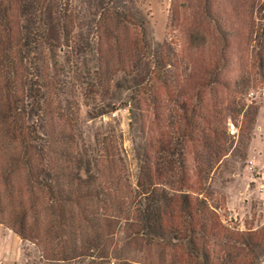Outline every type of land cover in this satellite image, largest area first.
I'll list each match as a JSON object with an SVG mask.
<instances>
[{"label":"trees","instance_id":"1","mask_svg":"<svg viewBox=\"0 0 264 264\" xmlns=\"http://www.w3.org/2000/svg\"><path fill=\"white\" fill-rule=\"evenodd\" d=\"M208 18L225 44L232 33ZM177 64L171 44L152 43L136 0H0V223L27 244L21 264L264 263V226L230 229L205 195L228 154L226 118L202 140L209 163L197 158V191L187 182L196 115L176 93ZM71 80L85 105L109 98L99 115L129 109L133 182L116 137L80 147V116L55 97ZM159 164L168 182L156 181Z\"/></svg>","mask_w":264,"mask_h":264},{"label":"rangeland","instance_id":"2","mask_svg":"<svg viewBox=\"0 0 264 264\" xmlns=\"http://www.w3.org/2000/svg\"><path fill=\"white\" fill-rule=\"evenodd\" d=\"M136 2L145 16L152 43L157 45L164 41L174 48L179 62L175 71L179 79L176 93L188 102L196 115L192 138L186 142L183 151L188 171L186 178L191 190L197 191L198 188L195 176L197 158L209 163L206 144L202 141L210 134L209 125L220 126L221 118H226L223 127L227 129L224 142L228 154L213 165L205 195L217 207L222 223L230 229H261L264 226V194L261 190L264 184V72L260 74L254 52L260 48L264 54V0ZM210 13L224 21L229 33H232L225 44L217 34L213 21L208 18ZM57 61L61 65V58ZM137 68L143 69L144 64L138 63ZM212 77L214 83H211ZM113 88L114 95H118V89ZM241 88L242 92L237 93ZM77 95V82L71 80L58 87L55 97L61 100L64 113L72 116L75 111L78 112L80 119L75 122V128L80 136V147L86 150L95 147V142L103 133L116 137L118 151L126 158L133 182L136 165L130 153L129 109L122 107L111 114L99 115L101 108L98 104L107 103L108 97L101 103L89 99L88 105H85ZM160 96L164 97L161 89ZM240 104L242 109L237 112ZM163 113L160 124L154 126L157 137L165 131L163 125L166 122L163 120L169 113ZM229 124L234 125L235 133L228 131ZM250 160L255 162V172L248 168ZM155 173L157 182L169 181L167 169L162 164ZM5 232L9 236L0 238V264H21L27 244H22L12 230Z\"/></svg>","mask_w":264,"mask_h":264},{"label":"built area","instance_id":"3","mask_svg":"<svg viewBox=\"0 0 264 264\" xmlns=\"http://www.w3.org/2000/svg\"><path fill=\"white\" fill-rule=\"evenodd\" d=\"M228 131L233 134L235 133L236 129L234 127L233 124H229V127H228ZM248 168L251 170V171H256V166H255V162L253 160H250L249 163H248ZM261 190H262V194H264V184L261 185Z\"/></svg>","mask_w":264,"mask_h":264},{"label":"crops","instance_id":"4","mask_svg":"<svg viewBox=\"0 0 264 264\" xmlns=\"http://www.w3.org/2000/svg\"><path fill=\"white\" fill-rule=\"evenodd\" d=\"M0 238H7L8 236H9V233H7V232H5V230H9V229H7V228H5V227H3L2 225H0ZM14 233V232H13ZM16 234V233H15ZM17 235V234H16ZM18 236V235H17ZM19 237V236H18ZM19 240H20V238H19Z\"/></svg>","mask_w":264,"mask_h":264}]
</instances>
